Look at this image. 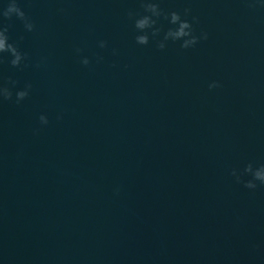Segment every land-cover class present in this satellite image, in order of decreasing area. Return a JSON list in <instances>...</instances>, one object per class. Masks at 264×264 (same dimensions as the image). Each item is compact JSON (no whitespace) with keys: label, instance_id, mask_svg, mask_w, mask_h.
Segmentation results:
<instances>
[{"label":"water","instance_id":"95a60500","mask_svg":"<svg viewBox=\"0 0 264 264\" xmlns=\"http://www.w3.org/2000/svg\"><path fill=\"white\" fill-rule=\"evenodd\" d=\"M158 2L208 38L138 44L140 0H19L35 30L5 21L28 59L0 63L17 81L0 101V264H264V185L231 174L264 164V0Z\"/></svg>","mask_w":264,"mask_h":264},{"label":"clouds","instance_id":"9594fccd","mask_svg":"<svg viewBox=\"0 0 264 264\" xmlns=\"http://www.w3.org/2000/svg\"><path fill=\"white\" fill-rule=\"evenodd\" d=\"M141 6L146 14L137 15L133 12H129V17L134 18V27L137 29L138 34L135 40L140 45H147L149 43L150 35L156 40V45L159 49H164L166 47V42L171 40L181 41L180 47L182 49H188L194 47L201 39L206 40L208 38V33L201 32L199 35L195 33L193 29V24L188 19H183L181 14L177 11L164 12L160 8L158 0H140ZM63 11V10H61ZM191 10L184 9V15L187 16ZM13 16L16 19L22 21L24 29L27 32H32L35 30V24L32 18L24 11L21 7L19 0H7L5 7H0V63H3L5 57L2 55L4 53L8 54V63L14 67L19 68L22 65L27 66V54L20 51L17 44L10 42L9 40V28L10 24L5 23V21H11ZM163 16L164 19L168 20L174 27H169L163 32V38L159 39L162 27L156 26L158 19ZM193 21L198 22L197 17L192 18ZM151 30L149 31L147 30ZM20 39H23L21 36ZM99 47L104 48L107 46V41L101 40L98 42ZM76 51L79 53L81 49L77 48ZM115 52V49L113 50ZM102 59L98 58L97 62ZM43 62V61H41ZM81 63L85 66L90 64L88 57H83ZM39 67V64L37 65ZM17 81L13 80L11 77L8 78L6 84H0V101L11 100L13 98V88L16 86ZM220 87L218 81H213L209 84V88ZM32 84L27 82L22 89L15 92V102L19 104L24 100L30 93ZM60 118L59 116L57 117ZM41 124L46 125L48 123V118L46 115L41 114L39 116ZM235 178L237 183H243V185L248 189H256L257 182L260 185H264V164H260L258 167H253V164L248 163L242 171L233 169L231 173ZM245 176L250 178L245 179Z\"/></svg>","mask_w":264,"mask_h":264}]
</instances>
